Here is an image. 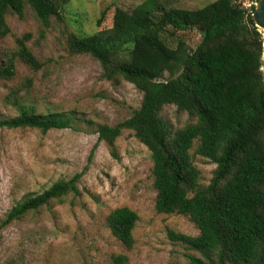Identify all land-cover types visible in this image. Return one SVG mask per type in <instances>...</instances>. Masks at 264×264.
Here are the masks:
<instances>
[{"label":"trees","instance_id":"1","mask_svg":"<svg viewBox=\"0 0 264 264\" xmlns=\"http://www.w3.org/2000/svg\"><path fill=\"white\" fill-rule=\"evenodd\" d=\"M61 0H0V37L10 34L8 15L23 17L29 8L48 28L51 18L61 19ZM104 9L93 34L69 32L67 51L89 55L101 68V78L119 84L126 81L141 94L138 108L122 122L98 125L97 141L113 147L122 131L129 130L150 153L154 209L159 214L185 216L198 234L189 236L168 230L172 242L187 250L189 264H264V79L263 36L251 16L232 0H215L201 8L168 7L145 0L126 11ZM194 30L200 34L195 49L183 41L169 47L162 34ZM30 35L16 37L17 50L0 65V80L14 75V60L32 71L43 63L26 45ZM168 78L164 79L165 74ZM27 86L31 80L27 79ZM17 111L0 118V128L74 129L72 112L37 113L12 92L5 98ZM166 105H174L195 121L174 132L161 117ZM215 165L207 185L190 150ZM82 173L59 180L39 194H27L7 213L1 225L37 212L52 201L77 195ZM136 213L128 207L106 216L110 235L131 248ZM124 254H112L110 264H127Z\"/></svg>","mask_w":264,"mask_h":264},{"label":"rangeland","instance_id":"2","mask_svg":"<svg viewBox=\"0 0 264 264\" xmlns=\"http://www.w3.org/2000/svg\"><path fill=\"white\" fill-rule=\"evenodd\" d=\"M145 0H61V19L51 18L45 28L29 8L23 17L8 15L10 34L0 37V65L17 50L16 37L30 35L26 42L31 53L43 63L32 71L14 60V75L0 80V118L17 115L5 102L12 92L37 113L74 114V129L0 128V264H110L112 254H124L127 264H189L187 255L197 253L169 240L168 230L196 236L198 230L185 216L159 214L154 209L152 161L147 148L129 130L122 131L114 146L97 141V126H114L139 107L140 92L130 83L113 84L101 78V68L89 55H71L66 37L93 34L96 20L107 9L126 11ZM168 7L196 9L215 0H158ZM169 47L183 41L189 49L200 42L197 31L162 34ZM264 75V56L262 55ZM264 77V76H263ZM168 78L165 74L164 79ZM31 80L27 86L26 80ZM161 117L174 132L195 119L166 105ZM200 184L207 185L215 165L194 154ZM82 173L78 194L52 201L37 212L1 225L9 210L27 194H39L59 180ZM119 207L137 215L132 231L134 243L125 248L106 227V216Z\"/></svg>","mask_w":264,"mask_h":264},{"label":"water","instance_id":"3","mask_svg":"<svg viewBox=\"0 0 264 264\" xmlns=\"http://www.w3.org/2000/svg\"><path fill=\"white\" fill-rule=\"evenodd\" d=\"M250 16L252 24L259 30L261 34L264 33V0H257L256 6L254 7V10ZM263 76L264 75L262 74V77Z\"/></svg>","mask_w":264,"mask_h":264},{"label":"built area","instance_id":"4","mask_svg":"<svg viewBox=\"0 0 264 264\" xmlns=\"http://www.w3.org/2000/svg\"><path fill=\"white\" fill-rule=\"evenodd\" d=\"M232 3L241 9L245 15H251L257 0H232Z\"/></svg>","mask_w":264,"mask_h":264},{"label":"bare ground","instance_id":"5","mask_svg":"<svg viewBox=\"0 0 264 264\" xmlns=\"http://www.w3.org/2000/svg\"><path fill=\"white\" fill-rule=\"evenodd\" d=\"M262 36H263V48H264V33H262Z\"/></svg>","mask_w":264,"mask_h":264}]
</instances>
